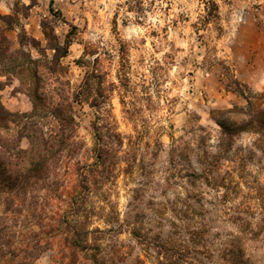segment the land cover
<instances>
[{"label": "rangeland", "instance_id": "1", "mask_svg": "<svg viewBox=\"0 0 264 264\" xmlns=\"http://www.w3.org/2000/svg\"><path fill=\"white\" fill-rule=\"evenodd\" d=\"M0 3L3 5L0 7V36L7 37L11 50L19 48L18 35L22 30L45 49L43 22L53 28L60 42L68 32H73L68 54L60 60L61 84L53 80L47 83L50 101L58 100L54 86L61 87V93L72 107L77 123L76 135L89 150L93 146L92 123L104 122L120 132L123 149H130L127 153L122 152L123 155L126 154V158L136 156L135 162L125 157L118 161L113 167L114 177L103 189L94 190L86 202V208L92 213L90 227L107 230L100 243L108 255H112L113 262L125 264L127 260V264H167L176 251L184 250V258L178 264L198 263L197 257L201 255L195 256L193 252L206 251L203 243L205 230H194L200 227L197 222L201 220L202 213L195 211L189 203L193 198L162 207H157L153 199H149L147 207L152 209L151 213H142L138 209L134 220L129 214L122 223L118 201L124 198L125 193L133 195L132 184L149 181L137 200L142 203L143 193L150 186L152 173L145 166L139 151L141 148L143 155H151L155 160L162 148L161 135L171 139L179 130L195 137L199 133L195 128L197 125L206 129L217 128L212 119L199 123L204 117L197 110L211 118L210 110L223 109L225 102L231 106L245 103L238 90L247 92L246 95L262 91L264 5L253 0H223L228 6L225 12L215 0H148L147 6L144 0H115L114 3L110 0L103 3L99 0H30L27 5L22 0H0ZM50 4L60 16L49 11ZM7 22L11 24L10 29ZM97 28L101 30L99 33ZM132 28L140 31L131 39H125V30ZM24 50L29 51L33 58L40 57L32 47ZM44 51L48 57L51 56V50ZM19 71L2 91L1 101L12 112H28L31 102L22 91L28 88L29 73L24 68ZM86 72L95 77L91 79L85 96L88 99L77 102L73 96L81 87ZM4 79L0 75V80ZM16 88L22 91H16ZM95 97L101 101L99 107L89 105ZM189 103L193 105L192 110L188 109ZM158 113L163 115L158 117ZM162 120L166 121V128L161 124ZM9 127L8 133L14 135V125L10 123ZM248 136L251 135L243 134L238 140H245ZM180 138L183 140V136ZM25 140L22 138L20 144ZM186 143L189 147L185 149V162L192 156L190 143ZM244 152L245 146L238 145L236 157L222 162V173H227L237 187L236 193L228 192L227 204L239 201L254 210H261L264 186L258 184L255 176L249 181L251 173L246 175L244 171L246 166L251 168L258 161L246 160ZM127 160L131 161L132 170H125ZM173 166L175 170L172 166L169 170L172 176L169 186L173 180H186L191 185L186 176L191 166L179 173L176 171L178 166ZM200 201H196L197 204ZM168 211L180 224L167 221L173 229L167 239L161 238L162 232L151 236L153 226L163 229V218ZM120 223V228L115 226ZM118 228L120 233L116 235L113 231ZM132 228L138 231L139 236L133 237L130 233ZM182 233H186L183 242L178 239ZM116 237H119V243ZM132 240L136 242L139 253L135 260H128L134 251L129 243ZM118 250L125 253V260L115 255ZM202 256L210 262L213 259L212 253ZM50 260L51 252L47 251L36 263L49 264Z\"/></svg>", "mask_w": 264, "mask_h": 264}, {"label": "trees", "instance_id": "2", "mask_svg": "<svg viewBox=\"0 0 264 264\" xmlns=\"http://www.w3.org/2000/svg\"><path fill=\"white\" fill-rule=\"evenodd\" d=\"M49 11L54 16H60L52 4ZM6 26L10 29V22ZM41 27L47 42L45 49L23 30L18 35L17 49L11 50L7 37L3 34L0 36V75L5 78L0 80V264H37V259L47 251L51 252L49 264H115L112 255L109 256L100 243L107 230L90 227L89 217L92 213L86 208V202L94 190L103 189L114 177L113 167L124 160L123 139L114 126L95 121L91 125L94 134L93 146L89 150L76 135L77 123L70 102L61 93V87L54 86L58 100L50 101L46 86L49 80L61 84L58 72L60 60L68 54L73 32H68L60 42L52 27L45 22L41 23ZM27 47L35 49L40 57L33 58L29 51L24 50ZM46 49L52 51L50 57L45 53ZM20 68L29 73L28 88L24 91L16 88V91H22L29 98L31 109L28 112H12L1 101L2 91L20 73ZM93 77L95 75L92 73H85L81 87L73 96L75 101L88 99L85 96ZM238 92L248 109L245 112L238 105H233L232 108L237 109L233 115L249 116L248 123L241 127L230 126L225 120L217 118L222 114V109H212L211 119L217 128L206 129L197 125L195 128L199 133L191 142L196 148H189L192 156L204 167L200 175L192 170L186 172L192 188L200 190V182L210 189L223 188L222 206L229 202L230 190L236 193L235 182L221 171L222 162L233 157L221 162V158L213 156L210 149H221L224 137L232 138L234 143L243 134L260 133L264 136V88L251 95H246L242 90ZM100 103L95 97L89 105L99 107ZM10 123L15 127L14 135L8 133ZM214 135L220 143H211ZM22 138L27 139V148L20 147ZM188 147L184 142L180 156L183 161L187 160L185 149ZM177 151L173 146L171 157L175 158ZM236 155L237 149L234 157ZM125 159L135 162L136 156ZM130 160H127L126 171L132 170ZM170 164L175 170V159H171ZM171 179L170 175L168 181ZM141 184L142 187L133 189L136 201L146 185L144 182ZM189 197L196 201L202 199L193 194ZM260 204V211L264 214V201ZM232 211L227 208L225 215ZM235 212L236 215L230 217L234 223L242 220L244 215H255V210L242 202L236 206ZM118 225L119 228L122 226L121 223ZM119 228L113 231L114 234L120 233ZM130 233L133 237L139 236L135 228ZM161 246L164 247V244ZM193 253L195 256L211 254L206 251ZM184 254V250L176 251L167 264H178ZM115 255L122 261L126 259L121 250L116 251ZM219 259L223 264H240L235 251L221 252Z\"/></svg>", "mask_w": 264, "mask_h": 264}, {"label": "clouds", "instance_id": "3", "mask_svg": "<svg viewBox=\"0 0 264 264\" xmlns=\"http://www.w3.org/2000/svg\"><path fill=\"white\" fill-rule=\"evenodd\" d=\"M100 3H103L104 0H99ZM110 2L114 3L115 0H110ZM122 2V0H121ZM218 5H221L223 10L226 12L228 10V6L224 5L223 0H215ZM253 2H258L264 5V0H253ZM24 5L30 3V0H22ZM145 6L148 4V0H144ZM2 3H0V7H2ZM132 15V14H129ZM135 17H133L134 19ZM151 18V17H150ZM101 30L97 28V33ZM140 31L139 29L132 28L129 30H125V39H131L132 35L136 32ZM93 40L96 39L95 36L92 37ZM86 59H95V57H86ZM239 78V77H237ZM167 87V85H166ZM255 92L256 90H252ZM181 96H183V90H181ZM247 94V92H246ZM175 95V93H173ZM185 99H188L185 97ZM215 107V105H213ZM245 112L248 109V105L246 103H241L239 106ZM192 103L188 104V109L192 110ZM231 109V112L229 111ZM198 113L204 117L199 123H204L205 120H209V117L205 116L203 112ZM222 114L219 115L218 119L225 120L230 126L235 125L236 127H241L246 125L250 119L247 115H240L239 117L233 115L237 111V109L232 108L231 105L224 103V107L221 110ZM158 113L157 116L159 117ZM155 124V121H153ZM161 124L164 127H167L166 121H161ZM159 127V125H156ZM215 127V125H213ZM122 131H128L127 129H122ZM183 136V141L179 138ZM162 148L158 155V157L153 160L151 155H143L144 150L141 148L140 154L143 156L145 166L152 173L150 179V186L147 188L146 192L143 193L144 199L142 203H138L134 199L133 195L124 194L123 199H119V213L121 223L128 218L129 214L132 219H135L137 215V210L139 209L142 213H151L152 209L147 207V201L149 199H153L154 205L157 207L167 206L169 203L176 204L177 201H188L189 193H192L193 196L202 197L200 204H197L196 199H192L189 203L193 206L195 211H199L202 213V218L197 223L200 225L199 228L194 230L200 231L205 230L204 235V246L206 252L212 253V261H208L205 256L197 257L199 264H223V261L219 259V254L224 251L232 252L235 251L240 258V264H264V214L261 213L259 209L255 210V215H244L243 219L237 222H233L230 217H234L236 215L235 209L239 204V201H232L227 205H221L220 201L224 196L223 189L214 190L204 185L203 182H200L199 189H193L192 186L188 183V181H171V186H169L168 177L170 175V160L175 159V163L178 166L176 171L179 173L184 168H187L189 165L191 166V170L194 171L197 175H200L204 171V167L197 162L195 156H189L188 161H183L181 156L182 146L184 142L190 143V146L195 149L196 145L191 143L193 137L191 135H185L182 131H177L175 133L174 138H166L164 135L159 137ZM173 140H175V145L173 144ZM213 144L220 143V140L214 135L211 141ZM243 144L245 146L244 155L247 160H255L258 161L254 163L251 168L245 167L244 171L247 175L251 173V176L248 177L249 181H251L252 176L258 178V184L260 186H264V136L260 133H254L251 136H248L245 140H235L232 142V138L224 137L223 147L218 149L213 147L210 149V152L213 156H218L221 158V162L225 158H232L236 154V149L238 145ZM28 141L25 140L20 144L21 148H27ZM175 146L178 151L176 157L173 158L170 156L172 151V147ZM129 148H124L123 152H129ZM247 163V161H246ZM144 180V178H140ZM149 181H144V183H148ZM142 184L140 181L131 185L132 189L140 188ZM131 190V189H130ZM163 193V194H162ZM227 208L233 209L232 212L225 215V210ZM165 223L163 229L155 228L154 222L153 232L150 234L151 236H155L157 232H162V239H167L168 234L173 231L170 223H167L168 220L175 221L178 225L180 221L177 220L176 216L173 215L170 211L166 212L165 217L163 218ZM119 227V225H115ZM252 234V235H249ZM186 233H182L181 239L183 242ZM128 238H125L127 241ZM116 242L119 243V237H116ZM130 245L134 248L132 255L128 258V260H135L136 256L139 253V248L136 247V242L134 240L129 242ZM127 264V260L125 261Z\"/></svg>", "mask_w": 264, "mask_h": 264}]
</instances>
